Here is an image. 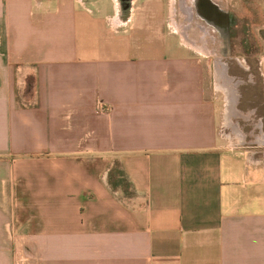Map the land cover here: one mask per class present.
I'll list each match as a JSON object with an SVG mask.
<instances>
[{
	"label": "crops",
	"instance_id": "obj_1",
	"mask_svg": "<svg viewBox=\"0 0 264 264\" xmlns=\"http://www.w3.org/2000/svg\"><path fill=\"white\" fill-rule=\"evenodd\" d=\"M250 3L0 0V264H264Z\"/></svg>",
	"mask_w": 264,
	"mask_h": 264
},
{
	"label": "rangeland",
	"instance_id": "obj_2",
	"mask_svg": "<svg viewBox=\"0 0 264 264\" xmlns=\"http://www.w3.org/2000/svg\"><path fill=\"white\" fill-rule=\"evenodd\" d=\"M258 8L259 7L253 3L249 4V8H247V10L249 9L250 14L247 15V18L245 20H246V23H249L250 26L247 27L249 29L246 32L242 33L239 30L241 28L231 30L230 33H226L227 31L226 32L223 31V32H221L222 34L219 33L220 35L217 36V43H216V45H218L220 48L219 52H218V57L222 59V61L218 62L220 65H225L226 62L229 64H232L231 63L232 57L244 58L245 61L247 62L248 67H249V72H244L242 70L237 71V69L232 66V67H230L231 75H238L243 79H246L247 77L248 78L254 77V79H255L254 81H255L256 85L251 86L249 84H246L243 88L241 87V91H244V89H247V91H248L247 95L244 96V98H246V100H244V102H242V103H244V106L248 105L246 108H244V112L251 111V109H255V108L259 107V110H257L255 112V114L253 115V117L249 121V123H247V122L245 123L243 121H239V122L237 121L239 123L240 127L243 128L244 131H246V132H248V130H249L248 125L255 124L257 119H258V115L261 116L264 113V105L261 101L262 98L260 95L262 85L260 84V79H259L260 73L258 71V66H257V62H256V58L261 52H260L259 40L256 36L255 29L253 26L256 24V22L258 23V16H259L258 14L260 12L258 10ZM236 14L238 15L241 13H236ZM252 18L255 21H253ZM243 44L246 45L247 47H249V49L246 51L247 53H245L243 51ZM223 72L225 73V71H223ZM247 91H244L243 94H245ZM261 105H262V107H261ZM247 108H251V109L248 110ZM227 134L231 135V132L230 133L227 132ZM249 138L251 139V136ZM231 141H233V142L236 141V138L233 134L231 135L230 140H227V143H229V142L231 143ZM244 151H245V154H247V152H249V151L251 152L252 149L250 148V150H244ZM254 151L258 152L256 157H258V156L260 157L264 150L257 148Z\"/></svg>",
	"mask_w": 264,
	"mask_h": 264
},
{
	"label": "flooded vegetation",
	"instance_id": "obj_3",
	"mask_svg": "<svg viewBox=\"0 0 264 264\" xmlns=\"http://www.w3.org/2000/svg\"><path fill=\"white\" fill-rule=\"evenodd\" d=\"M230 37V36H229ZM249 49V47H247L246 45H244L243 44V51L245 52V53H247L246 51Z\"/></svg>",
	"mask_w": 264,
	"mask_h": 264
},
{
	"label": "water",
	"instance_id": "obj_4",
	"mask_svg": "<svg viewBox=\"0 0 264 264\" xmlns=\"http://www.w3.org/2000/svg\"><path fill=\"white\" fill-rule=\"evenodd\" d=\"M205 6H203L202 8H204ZM201 8V7H200Z\"/></svg>",
	"mask_w": 264,
	"mask_h": 264
}]
</instances>
